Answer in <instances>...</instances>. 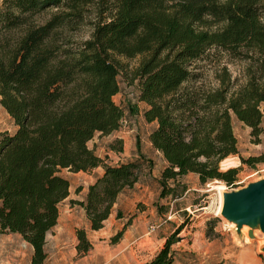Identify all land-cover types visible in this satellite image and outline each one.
Segmentation results:
<instances>
[{
	"label": "trees",
	"instance_id": "1",
	"mask_svg": "<svg viewBox=\"0 0 264 264\" xmlns=\"http://www.w3.org/2000/svg\"><path fill=\"white\" fill-rule=\"evenodd\" d=\"M84 26L88 35L74 37ZM210 47L245 61L243 83L232 88L224 64L216 84L196 82L198 60ZM136 55L131 78L146 103L144 119L154 121L148 139L165 161L159 197L172 195L166 180L186 172L200 183L232 185L239 166H219L230 155L248 164L264 160V151L238 154L230 116L259 142L264 0H1L0 103L15 127L0 131V232H18L31 243V264H43L46 234L69 194L61 167H103L84 199H72L92 229L103 226L119 192L136 181L137 161L106 163L87 144L96 131L119 127L123 109L113 95L121 57ZM75 233L83 255L92 243L85 228ZM170 239L141 264H170Z\"/></svg>",
	"mask_w": 264,
	"mask_h": 264
},
{
	"label": "rangeland",
	"instance_id": "2",
	"mask_svg": "<svg viewBox=\"0 0 264 264\" xmlns=\"http://www.w3.org/2000/svg\"><path fill=\"white\" fill-rule=\"evenodd\" d=\"M87 35L88 28L85 26L73 33L77 39ZM138 59V55L121 57L124 67L117 75L119 90L113 95L114 101L123 109L119 127L110 133H95L89 140L90 145L97 147L103 161H137V180L133 186L125 187L119 193L103 226L97 231H90L88 237L93 244L86 256L79 255L76 250L71 252L70 243L61 264H102L106 256H111V264H140L149 259L168 236H171L170 264H207L215 260H221L224 264H238L233 262L234 258L246 245L260 264H264V235L260 229L253 228V236L248 235V228L237 232L223 216L214 213L219 194L218 188L212 184L217 181L212 179L200 183L194 172H186L174 180H166V186L173 190L172 195L158 196V177L165 161L148 139L154 121L144 119L142 111L146 103L138 98L136 80L131 78V69ZM221 64L226 66L230 74L232 88L243 83L246 78L245 61L229 57L226 52L215 47H210L207 54L198 60L202 74L196 82L204 87L216 84V74ZM230 116L238 154L246 157L263 153L264 116L261 118L262 131L257 143L252 141L249 127L232 113ZM14 127L12 118L0 103V131L12 130ZM230 156L233 163L229 166L239 167L232 185L219 180L224 186L220 188L221 191L264 176V160L248 164L241 162L236 154ZM226 165L219 162L222 169ZM60 173L69 178L72 187L79 188L86 186L96 174L73 171L68 167H61ZM74 215L79 223L84 220L78 206L74 207ZM215 216L216 220L213 219ZM119 230L121 234L115 238ZM95 248L98 249V256L91 259Z\"/></svg>",
	"mask_w": 264,
	"mask_h": 264
},
{
	"label": "crops",
	"instance_id": "3",
	"mask_svg": "<svg viewBox=\"0 0 264 264\" xmlns=\"http://www.w3.org/2000/svg\"><path fill=\"white\" fill-rule=\"evenodd\" d=\"M263 116H264V112L262 114V117ZM95 133H101V132L96 131ZM89 140L87 141L88 146L93 148L95 153L101 156V154L97 152V147H93L92 145L89 144ZM104 161L106 163L113 164V162H107V160L105 159ZM78 171H84V170H78ZM85 171L90 172L92 174H95L96 172V174L94 175V177H92V179H90L89 183H87L86 186H82L81 188L77 186L72 187L70 183L69 194L65 198H63L58 204L57 222L55 223V225H53V227H51V229L48 230L46 234L45 244H44V248L46 251V257L44 259L43 264H61L63 257H65L66 248L70 246V243H71L70 251L71 252L72 251L74 252V250L77 251L75 247L76 242H77V236H76L75 230L77 227L85 228L87 237H88V234H90V231H97L99 229V228L98 229L90 228L89 221L84 212L83 206L78 202L72 201V199H77V200L84 199L87 189H88V185L94 181L97 175H100L102 173L103 167L101 165H98L96 167L91 168L90 170H85ZM134 183L132 184V186L134 185ZM75 206H78L79 210L84 215V220H82L80 223L78 222L77 218H75V215H74ZM89 240L91 241L90 238ZM131 247L132 245H130V248ZM97 250L96 248L93 249L94 252L92 251L93 253H91L90 255L91 259L96 258L98 256ZM32 253H33V246L31 245L30 242L24 239L20 233L0 232V264H10V263L11 264H31ZM238 253L239 254L234 258V261L233 259H230V261H233L234 263H238V264L240 263L260 264L259 260L253 254L251 248L248 245L240 249ZM81 256L85 257L86 253ZM111 259H112L111 256L104 257V262L102 264H111L112 262ZM90 264H93V263H90Z\"/></svg>",
	"mask_w": 264,
	"mask_h": 264
},
{
	"label": "water",
	"instance_id": "4",
	"mask_svg": "<svg viewBox=\"0 0 264 264\" xmlns=\"http://www.w3.org/2000/svg\"><path fill=\"white\" fill-rule=\"evenodd\" d=\"M220 215L227 223L231 222L228 224L237 232L242 224H246L249 236H253V228L257 227L264 235V176L221 191Z\"/></svg>",
	"mask_w": 264,
	"mask_h": 264
},
{
	"label": "bare ground",
	"instance_id": "5",
	"mask_svg": "<svg viewBox=\"0 0 264 264\" xmlns=\"http://www.w3.org/2000/svg\"><path fill=\"white\" fill-rule=\"evenodd\" d=\"M221 163L223 164V163H225V164H227L226 165V167L227 166H229V165H231L232 163H233V159H232V157L230 156V157H227V158H225V159H223L222 161H221ZM235 164V163H234ZM214 181H217L216 183H213L212 184V186H214V187H216V188H218V200H217V204H216V206H215V208H214V213L215 214H220V209H221V190L222 189H220L222 186H223V184L219 181V180H214ZM224 187V186H223ZM220 189V190H219ZM230 225H231V222H228ZM248 228V226L246 225V224H242L241 225V228H240V230L241 231H244V230H246ZM245 238V237H244Z\"/></svg>",
	"mask_w": 264,
	"mask_h": 264
},
{
	"label": "built area",
	"instance_id": "6",
	"mask_svg": "<svg viewBox=\"0 0 264 264\" xmlns=\"http://www.w3.org/2000/svg\"><path fill=\"white\" fill-rule=\"evenodd\" d=\"M11 264V263H10Z\"/></svg>",
	"mask_w": 264,
	"mask_h": 264
}]
</instances>
